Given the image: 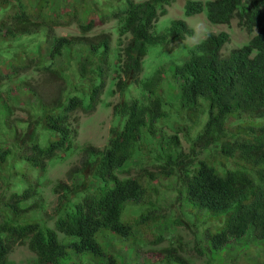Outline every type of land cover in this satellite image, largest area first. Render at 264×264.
<instances>
[{"label": "trees", "instance_id": "trees-1", "mask_svg": "<svg viewBox=\"0 0 264 264\" xmlns=\"http://www.w3.org/2000/svg\"><path fill=\"white\" fill-rule=\"evenodd\" d=\"M7 1L13 11L0 15V264H15L8 260L15 246L32 254L29 264H136L143 247L156 252L144 264H196L181 250L202 264H264V0H185L184 17L203 10L207 23L221 25L235 16L249 38L226 54L223 32L188 48L166 70L174 102L160 96L162 66L140 79L148 48L192 35L181 20L150 31L174 0H69L66 16L78 34L67 36L54 33L63 18L55 1L0 0V9ZM109 20L108 32H94ZM105 80L106 93L119 97L105 145L79 148L68 183L50 189L48 215L39 194L44 174L32 171L44 173L71 153V121L93 109ZM13 88L30 94L24 120L9 118ZM175 119L184 123L172 135L157 133V123L172 130ZM134 158L139 172L120 177ZM167 182L176 192L170 201L159 198Z\"/></svg>", "mask_w": 264, "mask_h": 264}, {"label": "rangeland", "instance_id": "rangeland-1", "mask_svg": "<svg viewBox=\"0 0 264 264\" xmlns=\"http://www.w3.org/2000/svg\"><path fill=\"white\" fill-rule=\"evenodd\" d=\"M54 2V8L56 10V13L59 15H63L62 20H59L57 22V25L53 28L54 33L56 36H67V35H76L78 34L76 30L75 24L69 19L68 16H66V12L69 11V0H60L59 5H57V1L59 0H53ZM63 1V2H62ZM134 2L143 1V0H132ZM200 2H206L211 0H195ZM185 0H174L170 6L166 8V13L163 16H160L152 29L150 31L154 32H162L169 24L171 20H181L183 21L188 28L191 29L192 35L189 37H186L182 42L177 44H167V45H155L150 48H148L145 57L143 58V64H142V71L140 73V79H144L149 77L152 72L156 69H158L160 66L163 67L165 70L164 77L165 79L160 84V96L162 100L168 101V102H174V95L175 91L167 90L165 81L167 80L172 84V80L170 81L169 73L166 70L172 69L173 65L180 61L181 58H183L186 50L190 47H192L194 44L198 43L206 33H213L216 34L218 32H223L227 35V41L225 45L223 46V49L221 51L222 54H226L229 50L239 47L243 44H245L248 41L249 35L246 34V32L239 26L237 23V18L235 16H231L230 20L227 24H221V25H210L206 22L204 17V11L202 10L200 13L190 16V17H184L183 16V5ZM53 5V3H52ZM98 5V4H97ZM91 3L89 6H86L84 9V12L88 11L90 9ZM57 8V9H56ZM13 11V3L11 1H7L5 5L2 6L0 9V15L1 14H11ZM114 26V21L109 20L105 22L104 24L96 23L94 27V32H108L112 27ZM115 36L114 34L111 35V47L115 46ZM32 80H38V78L34 75L32 78H30L28 81ZM67 83L69 81L67 80ZM6 84V83H4ZM105 90L104 92L99 96L97 103L93 107V109L89 110L86 113L78 112L75 114V120L73 119L71 121V127L74 128V134H73V146L74 149L71 151V153L68 156H65L63 160H59L55 163H52L51 166H48L45 172H34L32 171L31 176L35 175H42L44 174L42 178V182L39 186V194L40 197L44 199V201L47 203V212L48 215H51L52 209L54 208L55 203V195L51 194L50 189L54 185L55 182L61 181L66 183V173L67 171L78 164L79 161V148L84 145H90L95 148L101 149L106 142L107 139V131L111 124V107L119 102L118 95L109 96L106 91L110 89L109 83H107V80H105ZM10 86V84H8ZM4 87L1 88L0 97L4 98L5 95L3 93ZM132 88L129 87V97L133 98V91H131ZM13 97V101L15 103V106L12 108L13 112L10 115L9 118H17L20 120H24L27 117V110L29 109V105H31V97L30 94H24L23 92L17 91L13 88V90L10 93ZM28 102V105L25 106L24 102ZM26 102V103H27ZM30 112H33L32 109H30ZM172 118H175L172 116ZM156 124V131L157 133H160L159 130L162 132L163 135H172L174 127H180L184 123V119H175L171 122H167L168 125L172 126V130L168 128L164 123ZM173 123V124H172ZM175 125V126H173ZM177 125V126H176ZM184 132L177 133L176 136L179 140V143L181 145V149L183 152H187L189 149V142L186 138H184ZM201 157V156H200ZM199 157V158H200ZM139 159L134 158L130 164L126 167L125 170H127V173L119 175L120 177H133L135 176L139 170L138 168L143 164L139 165ZM146 165V164H144ZM145 168L148 171H154L150 166H145ZM36 177V176H35ZM68 183V182H67ZM155 183V182H153ZM163 188L165 190L161 191L162 195H159V198H164V201H170L171 199H174L176 192L173 190L174 186L172 182H167L163 184ZM0 192H1V186H0ZM162 202L164 205L167 203ZM51 218V217H50ZM49 226L52 225V220H48ZM144 240L146 242H151L152 237L151 235L145 234L143 236ZM111 241H109L110 243ZM164 244V243H163ZM111 247V246H110ZM161 247L159 244L156 245V248ZM119 247H117V250ZM125 249V246H124ZM235 250H232L234 252ZM248 252H251L249 250ZM255 253V252H254ZM184 257H188L190 260H193L196 264H202L200 262V259L197 257H193V252L189 250H181L180 253ZM156 257V252H150L147 250V247H143L139 250V253L137 254L136 264H144V263H152L153 259ZM133 260L134 258L131 257ZM8 260L15 264H29L32 260V254L23 246H15L11 253L8 255ZM239 264H244L243 260L240 258L238 260Z\"/></svg>", "mask_w": 264, "mask_h": 264}]
</instances>
